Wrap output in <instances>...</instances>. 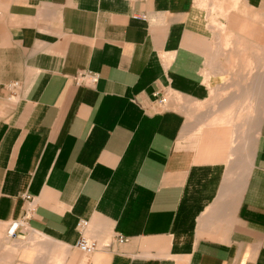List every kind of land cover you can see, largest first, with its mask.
<instances>
[{
    "label": "crops",
    "instance_id": "crops-1",
    "mask_svg": "<svg viewBox=\"0 0 264 264\" xmlns=\"http://www.w3.org/2000/svg\"><path fill=\"white\" fill-rule=\"evenodd\" d=\"M227 34L264 49V0H0V264H264V104L198 108Z\"/></svg>",
    "mask_w": 264,
    "mask_h": 264
},
{
    "label": "rangeland",
    "instance_id": "rangeland-1",
    "mask_svg": "<svg viewBox=\"0 0 264 264\" xmlns=\"http://www.w3.org/2000/svg\"><path fill=\"white\" fill-rule=\"evenodd\" d=\"M216 3L217 5L220 6L218 1H216ZM233 4L234 2L229 3L226 10H224L222 6L221 8L219 6L216 7V4L214 5V8L212 6V9H210L212 13L210 12V14L212 19V24L214 25V27H216L217 25L219 26L223 25V27H225V24L215 20V16L216 17H218V15L223 17L227 16V11L232 9ZM224 31H226V28L224 29ZM228 36L226 38H228ZM226 38L223 39V41L226 43L225 46L231 47V53L228 57L227 68L228 71L231 73L232 78L224 86L211 87V91H212L211 97L205 103H201L200 105H198V108L200 107L201 110L211 109L213 112H215L213 117H217L218 122L225 121L227 123H232L235 127L239 128L240 126H245L246 123H248L249 121L251 127L255 128L256 125L258 124L259 111L261 110L264 104V98L262 97V95L264 94V90H262L260 94L261 97L260 102L257 99L256 95L253 96V94L249 93L250 90H249L247 74H246L247 69H246V65L244 64L245 63L244 59H246V56L251 57L253 63L252 66L255 67L256 70V68H258L257 62L260 59L261 61L264 62V49H256L255 41H253L254 42L253 45H255V48L254 46L251 47L250 44L251 42L248 41L246 42V44H250L249 46L251 49L246 50L247 47L246 45L237 43L234 40L229 41V38L228 39ZM166 98L167 100L175 101L177 103L176 107H180V106L189 107L197 104V103H190L189 101H187L186 99L180 96L169 97L168 95Z\"/></svg>",
    "mask_w": 264,
    "mask_h": 264
},
{
    "label": "bare ground",
    "instance_id": "bare-ground-1",
    "mask_svg": "<svg viewBox=\"0 0 264 264\" xmlns=\"http://www.w3.org/2000/svg\"><path fill=\"white\" fill-rule=\"evenodd\" d=\"M237 5V4H236ZM234 7V6H233ZM217 27V30H220V29H222L221 31H222V33H223V25H221V26H219V25H217L216 26ZM220 31V32H221ZM225 33V32H224ZM230 33V32H229ZM218 34H219V32H218ZM221 35H223V34H221ZM229 35V36H228ZM227 36H228V38H229V41H235V42H237V43H240V44H242V45H246V42L243 40V39H240V38H238V37H236L235 36V34H232V35H230V34H227ZM226 36V37H227ZM228 38H226V39H228ZM236 43V44H237ZM249 46V45H248ZM253 46V44L251 45V47ZM254 48H255V46H254ZM248 49H251L250 48V46L248 47ZM257 58V57H256ZM244 61H245V65H246V69H247V81H248V85H249V93H251V94H253V96L254 95H256L257 96V99L259 100V102H260V99H261V97H260V94H261V92H262V90H264V84H263V82H264V68H263V66H264V62L263 61H261V59L257 62L258 63V68H256V70H255V67H253L252 65H253V63H252V58L251 57H248V56H246V59H244ZM256 63V62H255ZM239 83V82H238ZM244 83V82H243ZM240 85V84H239ZM243 85V84H242ZM242 85H241V87H242ZM221 86V85H220ZM218 88H220V87H218ZM221 89H222V87H221ZM248 92V91H247ZM249 96V95H248ZM251 96V95H250ZM252 97V96H251ZM200 108V107H199ZM261 111H262V108H261V110L259 111V114H258V116H259V118H260V115H261ZM236 115V114H235ZM233 116V115H232ZM235 117H237V116H235ZM240 117V116H239ZM259 118H258V120H259ZM249 119H250V117H249ZM248 119V120H249ZM238 120V119H237ZM247 120V121H248ZM248 123H250L249 121H248ZM213 124V123H212ZM202 125V124H201ZM224 125V124H223ZM233 130V129H232ZM256 137V136H255Z\"/></svg>",
    "mask_w": 264,
    "mask_h": 264
},
{
    "label": "built area",
    "instance_id": "built-area-1",
    "mask_svg": "<svg viewBox=\"0 0 264 264\" xmlns=\"http://www.w3.org/2000/svg\"><path fill=\"white\" fill-rule=\"evenodd\" d=\"M99 75L96 72L93 71H81L77 75L74 76V81L77 85L79 84H94L98 81ZM18 83H15V86H17ZM161 103L166 104L168 102L167 98L163 97L160 100ZM27 198H31L30 196H27ZM87 221H82L80 223V228L83 229L87 226ZM20 223L14 222L10 229L9 234L14 235L16 233V230L18 229ZM119 240L124 241L125 238L122 235H119ZM80 248L84 251L91 252L97 248V243L94 241H89L87 238L82 237L78 243Z\"/></svg>",
    "mask_w": 264,
    "mask_h": 264
}]
</instances>
